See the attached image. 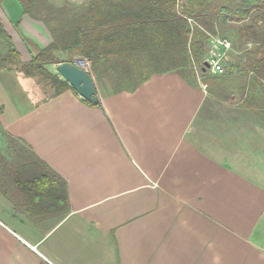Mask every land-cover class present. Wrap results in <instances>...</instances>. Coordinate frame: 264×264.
Instances as JSON below:
<instances>
[{
	"label": "crops",
	"instance_id": "1",
	"mask_svg": "<svg viewBox=\"0 0 264 264\" xmlns=\"http://www.w3.org/2000/svg\"><path fill=\"white\" fill-rule=\"evenodd\" d=\"M0 16L21 64L53 43L22 9ZM4 57L0 129L65 182L68 212L27 210L0 167V264H264V103L151 52L84 58L94 105L42 97Z\"/></svg>",
	"mask_w": 264,
	"mask_h": 264
},
{
	"label": "trees",
	"instance_id": "2",
	"mask_svg": "<svg viewBox=\"0 0 264 264\" xmlns=\"http://www.w3.org/2000/svg\"><path fill=\"white\" fill-rule=\"evenodd\" d=\"M18 1L23 4V14L44 22L53 43L39 49L31 61L21 64L0 22V38L7 46L2 60L11 67L15 65L25 79L41 88L44 96L49 95L47 88L53 94L70 87L53 71L64 62L53 56L56 50L72 58L69 62L101 55L123 57L133 62L129 64L131 69L138 54L146 52L163 57L186 56V61L192 62L193 58L199 62L197 69L202 71L199 65L205 53L206 33L229 38L233 55L244 51V60L240 58L228 64L222 76L244 75L242 93L252 87L247 84L249 78L256 77L258 88L264 93V0H185L181 4L177 0H87L80 6L65 3L61 10L51 13L46 11V0ZM3 2L0 0V6ZM187 19H192L195 25L191 27ZM228 27L232 28L231 32L225 33ZM239 47L241 51L237 50ZM75 56L78 58L73 60ZM170 64L182 63L171 61ZM140 65L138 69L143 70V63ZM219 78L214 79L215 85L223 83ZM5 140L12 155L11 158L0 155V167L11 169V172L7 170V176L29 202L39 201V205L24 207L43 212L58 208L67 213L65 182L21 140L6 134Z\"/></svg>",
	"mask_w": 264,
	"mask_h": 264
},
{
	"label": "rangeland",
	"instance_id": "3",
	"mask_svg": "<svg viewBox=\"0 0 264 264\" xmlns=\"http://www.w3.org/2000/svg\"><path fill=\"white\" fill-rule=\"evenodd\" d=\"M87 0H46V4H47V9L45 6V9L47 12H52V11H59L61 10L64 6L65 3H70L72 5H77L80 6L81 4H83L84 2H86ZM13 7V8H12ZM12 8V9H11ZM17 8L19 9H23V4L21 1L18 0H4V2L1 5L0 9H4L6 11V13H10L14 10L17 11ZM11 9V11H10ZM0 20L1 16H0ZM17 23V21L15 22V24ZM232 27V26H230ZM228 27L229 29L226 30L225 33H230L231 29ZM234 29V28H233ZM239 45V44H238ZM237 50H240V47L237 48ZM7 51V46H6V42L3 41L0 38V57L2 55L5 56ZM19 50H17L18 52ZM20 53V51H19ZM242 53L244 54V51H242ZM231 55V58H229V61L226 64V67L228 66V64H230L231 62H236L237 60H239L240 58L244 60V55ZM60 55H63V53L61 52H57V50L55 52H53V56L59 57ZM238 56V57H237ZM202 58H204V55H201ZM200 57V59H201ZM203 60V59H202ZM199 62H197L195 59L192 58V62H191V68L196 76V71L198 73H201V69H197ZM225 67V72H227L228 68L226 69ZM55 68V67H54ZM203 69V67H202ZM196 70V71H195ZM202 77L204 78L201 83L202 84H206L207 86H211V83L214 81L215 78L220 77V81L222 79L221 84H223V86H227L228 89H226V91L223 90L220 91V99L223 98L224 101L227 102H242L243 100L245 102L248 101H255L256 103H264V94L262 93V90H260V88L258 89V91H256V89L254 88H258V82L259 79L257 80L256 77H251V79L249 78L247 84L248 86H252V87H248L243 93H242V85H243V81H244V75H238V74H231L230 77L225 78V76H216V75H209L208 72H204L203 74H201ZM200 76V75H199ZM214 84V82H213ZM221 86V85H220ZM254 86V87H253ZM41 87H43L41 85ZM27 88L29 89V91H39L42 95H43V91L41 90V88L39 86H33V85H27ZM46 91L48 92V94H51L52 90H49L48 88L46 89ZM39 95V93H37V96ZM0 155H5L8 156L9 158H11V153H10V149H8V143L5 140V134L2 132V130L0 129Z\"/></svg>",
	"mask_w": 264,
	"mask_h": 264
},
{
	"label": "built area",
	"instance_id": "4",
	"mask_svg": "<svg viewBox=\"0 0 264 264\" xmlns=\"http://www.w3.org/2000/svg\"><path fill=\"white\" fill-rule=\"evenodd\" d=\"M185 0H177L178 4L183 3ZM191 27L195 25L192 19H187ZM206 33V32H205ZM207 40L205 45L204 58L201 60L199 67H205L211 75L221 76L225 73V67L229 58L233 53V45L229 38L220 35H213L206 33ZM250 47V44H247ZM76 66L81 69L87 67L85 61L77 60L74 62Z\"/></svg>",
	"mask_w": 264,
	"mask_h": 264
},
{
	"label": "water",
	"instance_id": "5",
	"mask_svg": "<svg viewBox=\"0 0 264 264\" xmlns=\"http://www.w3.org/2000/svg\"><path fill=\"white\" fill-rule=\"evenodd\" d=\"M55 71L79 97L93 105L98 102L93 81L86 70L73 62H63L55 67ZM202 71H205V67Z\"/></svg>",
	"mask_w": 264,
	"mask_h": 264
},
{
	"label": "clouds",
	"instance_id": "6",
	"mask_svg": "<svg viewBox=\"0 0 264 264\" xmlns=\"http://www.w3.org/2000/svg\"><path fill=\"white\" fill-rule=\"evenodd\" d=\"M74 63V62H73Z\"/></svg>",
	"mask_w": 264,
	"mask_h": 264
}]
</instances>
